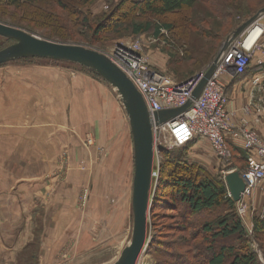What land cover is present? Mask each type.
I'll return each mask as SVG.
<instances>
[{
	"label": "rangeland",
	"instance_id": "1",
	"mask_svg": "<svg viewBox=\"0 0 264 264\" xmlns=\"http://www.w3.org/2000/svg\"><path fill=\"white\" fill-rule=\"evenodd\" d=\"M114 1L117 0H98L91 7L92 14L107 12L109 5ZM230 1L232 0H222L221 2L229 4ZM208 6L199 3L195 12L204 14L208 18L210 16L211 23L220 22L218 17H214V14L210 13ZM211 6L213 5L211 4ZM218 8L219 13L220 11L222 13L230 11L227 7L223 10L220 5ZM3 10L8 11L7 8H3ZM247 19L248 17L240 20L239 16H235L233 20L239 24L246 22ZM161 20L173 23L174 33L162 30V36L159 38L154 37L151 33L140 36L123 33L118 37L111 35L112 38L107 39L104 38L106 37L104 35L101 37L102 40L104 39L102 42L93 45L75 43L71 40L51 39V41L82 45L103 54H107L120 42L139 41L144 54L148 55L151 61L152 68L169 76L176 83H181L180 81L187 80V77L193 72L196 71L194 73L196 74L207 69L216 58L223 43L229 38L227 36L218 45L211 60L197 72L194 61L179 62L174 58L176 50L180 49L182 44V36L186 34V30H182L186 19L183 20L181 16H166L161 17ZM260 21L258 20L256 23H260ZM0 22L13 26L8 23V20ZM202 27L208 29L205 25ZM227 30L228 28H225V31ZM27 32L44 38L40 33ZM245 33L242 37L245 36ZM4 40L0 37V47L5 43ZM190 40L192 49L195 50L194 53L201 46L200 43L206 42L205 39H199L194 32L191 33ZM28 64H48L58 66L75 75H87L103 85L105 91L102 90L104 93L100 91L92 93L91 104L87 112H77L76 118H73L68 123L69 125H65V130L75 138V141L70 139L68 144L77 145L81 150L77 152V163L76 166H73L70 155L62 148L56 157V168L48 169L43 174L47 185V189L43 188L44 190H42L43 198L37 197L40 195L34 190L32 193L31 189L26 190L27 192L21 191L22 193L20 190L9 191L13 186H7L8 191L3 189L0 192V264H112L129 242L132 230V214L129 217L126 212L128 211L129 194L132 191L133 149L130 128L123 107L115 91L109 85L78 65L46 59H23L10 62L2 67L4 70H11L9 68L11 65ZM62 123L64 124V121L60 122V124ZM77 137L81 139L80 142ZM167 150L174 151L175 149ZM201 154L205 156L199 158L195 150L190 151V161L204 168L211 176L221 180L227 171L234 170L241 173L246 166L235 163V161L227 164L219 161L210 148H206ZM228 164H232V167L223 166ZM92 169L97 171L100 180L98 188L96 186L93 191L91 183L86 180H89ZM16 170L13 169L14 174ZM75 171H79L77 175L80 177L84 175V180H86H82L80 187H75L73 180L69 178L70 174ZM14 174L12 173L13 176H15ZM1 177L0 174L2 180ZM24 186L21 184L17 188L22 189ZM55 195L59 197L57 198ZM69 204L75 206L76 231L59 229L61 221L64 222L70 218L68 214H63L62 209L68 207ZM243 208L244 214H241V209L236 204V213L249 239L250 244L248 245L256 253L259 263L264 264V232L254 233L255 219H261L260 215L264 213V182L244 198ZM155 215L152 220L150 210L147 243L138 264L173 263L176 255L182 254L184 251L181 246L184 233L175 229L180 223L179 213L171 210H159ZM153 221L157 227L155 230ZM79 226L84 231H80ZM251 227L252 234L249 233ZM82 237L84 243H81V247L78 246L81 251L78 253L77 250L75 253L76 244H79ZM59 238H67L69 242L63 247L52 249L50 245ZM151 244L154 247L150 249ZM163 252L168 255L165 260L161 257L164 255Z\"/></svg>",
	"mask_w": 264,
	"mask_h": 264
},
{
	"label": "trees",
	"instance_id": "2",
	"mask_svg": "<svg viewBox=\"0 0 264 264\" xmlns=\"http://www.w3.org/2000/svg\"><path fill=\"white\" fill-rule=\"evenodd\" d=\"M97 1L0 0V21L8 20L9 24L40 33L46 39L93 45L102 42L104 35L107 39L123 33L135 36L151 33L159 38L162 30L175 31L173 23L161 20V17L181 16L186 19L182 27L186 34L182 36V44L174 58L179 62L194 61L198 72L214 56L218 45L245 22L238 24L233 20L235 16H239L240 20L250 19L264 8V0H232L229 4L222 0H117L109 5L107 12L93 15L91 7ZM199 3L209 4L210 13L220 22L211 23L210 16L196 13ZM219 5L223 10L227 7L230 11L219 13ZM225 28L228 30L225 31ZM192 32L199 39L206 40L200 43L195 53L190 44ZM4 41L0 50L13 43L12 40ZM195 144L196 141H193L174 151L159 149L158 178L151 196V218L153 220L159 210L177 211L180 223L175 229L184 233L181 245L184 251L176 255L173 263L164 264H260L256 253L248 245L249 239L236 213L237 203L228 197L225 182L190 161V151L194 150ZM236 144L235 141L233 144L227 142L232 155L231 163L235 161L245 166L248 154ZM223 166L230 168L232 164ZM152 224L155 230L154 221ZM263 232L264 218L255 219L254 233ZM153 247L151 244L150 249ZM163 254L161 257L165 260L168 255Z\"/></svg>",
	"mask_w": 264,
	"mask_h": 264
},
{
	"label": "crops",
	"instance_id": "3",
	"mask_svg": "<svg viewBox=\"0 0 264 264\" xmlns=\"http://www.w3.org/2000/svg\"><path fill=\"white\" fill-rule=\"evenodd\" d=\"M262 26L264 27V18L258 28L262 29ZM261 58H264L263 52L255 51L252 65L243 75L234 76L230 73L224 78L227 108L235 111L236 122L242 117L241 109L249 103H256L264 108V82L258 86L252 85V80L264 73V64H256V60ZM9 68L11 70L0 67V192L3 189L8 191L7 186H13L9 191L13 189L15 192H27L26 190L31 189L32 193L34 190L40 195L37 197L43 198L42 190L47 189L43 174L48 169L56 168V157L62 148L70 155L73 166H76L77 152L81 150L77 145L68 144L70 139L75 141V138L65 130V125L76 118L77 112H87L92 93L103 92L105 89L87 75H75L58 66L28 64L11 65ZM61 121H64V124H60ZM249 123L251 128L264 138V112L251 116ZM77 139L81 141L80 138ZM233 141L227 140L228 144H233ZM235 142L241 146L239 141ZM205 147L210 148L209 143L204 140L195 144L194 150L199 158L205 156L201 154ZM13 169H17L15 174ZM77 172L79 171L71 173L69 178L73 180L75 187H80L85 177L78 176ZM86 180L91 183L92 191L96 186L98 188L100 180L96 170L92 169L89 180ZM21 184L25 185L24 188H17ZM58 195L55 196L58 198ZM62 209L63 214H68L70 218L61 221L59 229L76 231L75 206L69 204ZM127 209L126 213L131 217V192ZM78 229L84 231L81 226ZM68 242L67 238H59L50 246L57 249ZM81 243H84L83 237L79 244H76L75 253L77 250L78 253L81 251L78 249Z\"/></svg>",
	"mask_w": 264,
	"mask_h": 264
},
{
	"label": "built area",
	"instance_id": "4",
	"mask_svg": "<svg viewBox=\"0 0 264 264\" xmlns=\"http://www.w3.org/2000/svg\"><path fill=\"white\" fill-rule=\"evenodd\" d=\"M263 18L264 16L258 20ZM258 25L259 23H255L253 29L246 31L244 37L238 38L223 52L213 75L188 109L161 125H153L155 167L153 165L151 196L153 185H156L158 178L160 148L177 149L193 141L197 143L204 140L209 143L213 155L227 164L231 162L232 157L227 140L232 139L239 141L248 154L245 169L239 173L245 183V190L237 204L241 214H244V198L264 182V138L260 137L249 123V118L263 113L264 108L251 102L241 109L242 117L236 122L235 111L227 108L224 78L230 73L234 76L243 75L253 60L255 51L260 50L264 54V27L259 29ZM105 55L132 82L142 96L150 115L183 107L191 99L193 91L207 70L176 83L169 76L152 68L151 61L148 55L144 54L139 41L120 42ZM256 64L262 66L264 58L256 60ZM261 82H264V73L255 77L252 85L258 86ZM231 172L234 170L227 171L223 180ZM227 193L228 197H231L228 190ZM260 216L261 219L264 218V213ZM252 232L251 227L249 233ZM146 243L147 240L144 250Z\"/></svg>",
	"mask_w": 264,
	"mask_h": 264
},
{
	"label": "water",
	"instance_id": "5",
	"mask_svg": "<svg viewBox=\"0 0 264 264\" xmlns=\"http://www.w3.org/2000/svg\"><path fill=\"white\" fill-rule=\"evenodd\" d=\"M264 16V8L241 24L223 43L214 61L192 93L191 99L177 109L163 110L150 115L146 104L126 75L103 53L77 44H66L39 38L25 30L0 22V37L13 43L0 50V67L23 59H46L78 65L102 79L115 91L128 120L133 147V179L131 191L132 230L127 245L112 264H137L147 236L151 204V183L154 165L153 125H161L183 113L197 100L213 75L223 52ZM227 190L239 203L245 183L239 173H228L224 178Z\"/></svg>",
	"mask_w": 264,
	"mask_h": 264
},
{
	"label": "bare ground",
	"instance_id": "6",
	"mask_svg": "<svg viewBox=\"0 0 264 264\" xmlns=\"http://www.w3.org/2000/svg\"><path fill=\"white\" fill-rule=\"evenodd\" d=\"M142 262V261H141Z\"/></svg>",
	"mask_w": 264,
	"mask_h": 264
}]
</instances>
